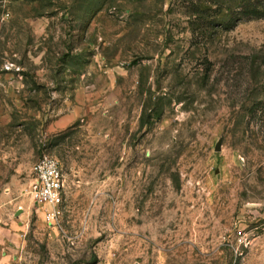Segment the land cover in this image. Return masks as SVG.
<instances>
[{
    "label": "rangeland",
    "instance_id": "374dc122",
    "mask_svg": "<svg viewBox=\"0 0 264 264\" xmlns=\"http://www.w3.org/2000/svg\"><path fill=\"white\" fill-rule=\"evenodd\" d=\"M198 2L0 0V264H264V17Z\"/></svg>",
    "mask_w": 264,
    "mask_h": 264
},
{
    "label": "built area",
    "instance_id": "2783aa9c",
    "mask_svg": "<svg viewBox=\"0 0 264 264\" xmlns=\"http://www.w3.org/2000/svg\"><path fill=\"white\" fill-rule=\"evenodd\" d=\"M65 176L59 160L50 154H43L34 165L29 195L38 204L57 206L63 200ZM47 218L54 219L56 211L49 210Z\"/></svg>",
    "mask_w": 264,
    "mask_h": 264
},
{
    "label": "trees",
    "instance_id": "16d2710c",
    "mask_svg": "<svg viewBox=\"0 0 264 264\" xmlns=\"http://www.w3.org/2000/svg\"><path fill=\"white\" fill-rule=\"evenodd\" d=\"M199 8L214 12L218 25H234L243 16L264 17V0H199L197 12Z\"/></svg>",
    "mask_w": 264,
    "mask_h": 264
},
{
    "label": "water",
    "instance_id": "95a60500",
    "mask_svg": "<svg viewBox=\"0 0 264 264\" xmlns=\"http://www.w3.org/2000/svg\"><path fill=\"white\" fill-rule=\"evenodd\" d=\"M220 144H221V140L217 142L216 150H219L220 149Z\"/></svg>",
    "mask_w": 264,
    "mask_h": 264
}]
</instances>
